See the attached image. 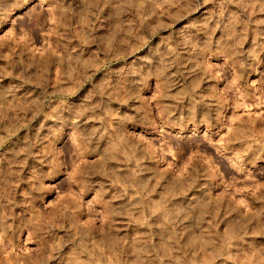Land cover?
<instances>
[{"label": "clouds", "instance_id": "1", "mask_svg": "<svg viewBox=\"0 0 264 264\" xmlns=\"http://www.w3.org/2000/svg\"><path fill=\"white\" fill-rule=\"evenodd\" d=\"M0 264H264V0H0Z\"/></svg>", "mask_w": 264, "mask_h": 264}, {"label": "rangeland", "instance_id": "2", "mask_svg": "<svg viewBox=\"0 0 264 264\" xmlns=\"http://www.w3.org/2000/svg\"><path fill=\"white\" fill-rule=\"evenodd\" d=\"M210 7V4H205L203 7L197 9L196 12H193L192 13V16L195 17V16H198L199 13L203 12L205 8H208ZM187 21H182L181 23H186ZM22 39V37H21ZM50 44V41L48 42ZM47 51V48L44 46V42H41V44H38L36 47H35V53L37 55H44ZM255 79V78H254ZM239 107V106H238ZM248 108L250 109L251 108V105L248 106ZM235 119H238L239 118V115H237L236 117H234ZM196 154L195 153H192L190 154L187 159L183 162V164L181 165L182 168H186L188 167L194 160ZM169 167H171V164H169ZM247 179H251V178H242V177H237V182L235 184V186L231 189H229L230 192L233 193V195L235 196V198L237 199V202L239 204H244L245 203V199H244V193L245 192H249V191H253L254 188L255 189H258L259 188V185H252V184H249L247 182Z\"/></svg>", "mask_w": 264, "mask_h": 264}]
</instances>
